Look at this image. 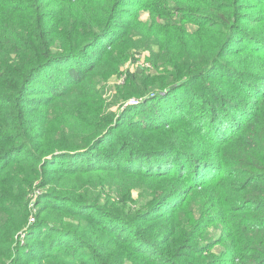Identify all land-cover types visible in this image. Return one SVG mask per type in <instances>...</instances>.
I'll list each match as a JSON object with an SVG mask.
<instances>
[{
  "label": "trees",
  "instance_id": "obj_1",
  "mask_svg": "<svg viewBox=\"0 0 264 264\" xmlns=\"http://www.w3.org/2000/svg\"><path fill=\"white\" fill-rule=\"evenodd\" d=\"M0 264H264V0H0Z\"/></svg>",
  "mask_w": 264,
  "mask_h": 264
},
{
  "label": "rangeland",
  "instance_id": "obj_2",
  "mask_svg": "<svg viewBox=\"0 0 264 264\" xmlns=\"http://www.w3.org/2000/svg\"><path fill=\"white\" fill-rule=\"evenodd\" d=\"M145 18V16H144ZM148 56V51H138L136 52L128 61L125 62V64L122 67L123 73L126 71H142L144 68H149V64L146 62V57ZM124 74L121 75H114L111 78L108 79V81H105V83L101 84L104 91V96L108 98V100L112 99V96L114 95V87L118 86L123 81ZM154 96V92L150 93L147 97ZM133 98L126 99L114 106H112V109L115 110L118 107L120 109L125 108L130 101ZM135 99V98H134ZM140 101V99H139ZM139 105V104H137ZM136 106V105H135ZM135 195V194H134Z\"/></svg>",
  "mask_w": 264,
  "mask_h": 264
},
{
  "label": "built area",
  "instance_id": "obj_3",
  "mask_svg": "<svg viewBox=\"0 0 264 264\" xmlns=\"http://www.w3.org/2000/svg\"><path fill=\"white\" fill-rule=\"evenodd\" d=\"M139 103V101L137 100V99H132L131 101H130V104L131 105H136V104H138Z\"/></svg>",
  "mask_w": 264,
  "mask_h": 264
},
{
  "label": "water",
  "instance_id": "obj_4",
  "mask_svg": "<svg viewBox=\"0 0 264 264\" xmlns=\"http://www.w3.org/2000/svg\"><path fill=\"white\" fill-rule=\"evenodd\" d=\"M129 105H131V104L129 103L127 106H129Z\"/></svg>",
  "mask_w": 264,
  "mask_h": 264
}]
</instances>
